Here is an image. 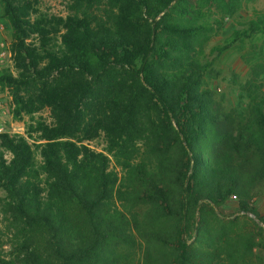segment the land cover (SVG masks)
Returning <instances> with one entry per match:
<instances>
[{"label": "trees", "instance_id": "trees-1", "mask_svg": "<svg viewBox=\"0 0 264 264\" xmlns=\"http://www.w3.org/2000/svg\"><path fill=\"white\" fill-rule=\"evenodd\" d=\"M39 3L0 0V86L31 120L0 134V264H264V95L226 111L203 58L242 0H69L66 17ZM260 34L264 13L213 52Z\"/></svg>", "mask_w": 264, "mask_h": 264}, {"label": "rangeland", "instance_id": "rangeland-1", "mask_svg": "<svg viewBox=\"0 0 264 264\" xmlns=\"http://www.w3.org/2000/svg\"><path fill=\"white\" fill-rule=\"evenodd\" d=\"M68 2L69 0H40L38 9L48 16L66 17L69 14ZM256 13H264V0H242L241 10L234 16L220 20L221 29L204 47V60H214L207 81L215 91L217 102L226 111L241 115H246L252 96L264 95V73L259 76L254 73V71L260 73L261 66H264V35L260 34L242 43L238 42L221 55L213 52V48L225 46L233 32L244 29L246 24L255 18ZM220 15L219 13V18ZM11 43V28L1 16L0 9V70H14ZM12 112L11 93L7 88L0 86V134H24L30 118L24 116L22 120H16ZM40 116L50 122L48 111L36 115V118ZM93 145L98 150L105 146L102 139L95 141ZM3 197L4 193L0 192V200ZM255 205L264 215V200L258 198ZM243 221H247L253 227H256L254 223H259L254 216H248ZM12 236L13 230L9 228L8 221L2 215L0 204V254L5 258H10L13 253Z\"/></svg>", "mask_w": 264, "mask_h": 264}]
</instances>
